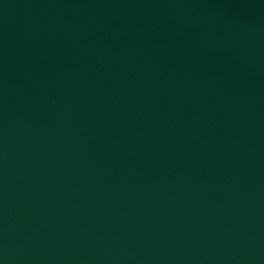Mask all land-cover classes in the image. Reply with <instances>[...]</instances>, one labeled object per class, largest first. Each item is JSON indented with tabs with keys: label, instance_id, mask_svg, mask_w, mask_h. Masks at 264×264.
Instances as JSON below:
<instances>
[{
	"label": "water",
	"instance_id": "water-1",
	"mask_svg": "<svg viewBox=\"0 0 264 264\" xmlns=\"http://www.w3.org/2000/svg\"><path fill=\"white\" fill-rule=\"evenodd\" d=\"M0 264H256L130 0H0Z\"/></svg>",
	"mask_w": 264,
	"mask_h": 264
}]
</instances>
